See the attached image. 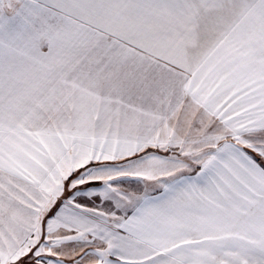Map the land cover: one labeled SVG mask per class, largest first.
<instances>
[{
	"label": "snow or ice",
	"instance_id": "snow-or-ice-1",
	"mask_svg": "<svg viewBox=\"0 0 264 264\" xmlns=\"http://www.w3.org/2000/svg\"><path fill=\"white\" fill-rule=\"evenodd\" d=\"M0 264H264V0H0Z\"/></svg>",
	"mask_w": 264,
	"mask_h": 264
}]
</instances>
